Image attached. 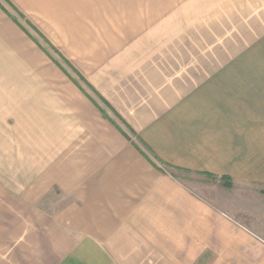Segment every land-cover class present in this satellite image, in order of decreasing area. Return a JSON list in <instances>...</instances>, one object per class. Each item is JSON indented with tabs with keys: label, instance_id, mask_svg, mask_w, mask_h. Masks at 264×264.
<instances>
[{
	"label": "crops",
	"instance_id": "crops-1",
	"mask_svg": "<svg viewBox=\"0 0 264 264\" xmlns=\"http://www.w3.org/2000/svg\"><path fill=\"white\" fill-rule=\"evenodd\" d=\"M51 1L0 0V43L11 9ZM183 1L156 31L149 14L136 21L139 37L83 72L87 86L57 64L69 80L57 92L21 83L18 111L1 101L20 131L4 130L5 154L19 141L4 158L0 264H264V150L251 141L264 147V0Z\"/></svg>",
	"mask_w": 264,
	"mask_h": 264
},
{
	"label": "rangeland",
	"instance_id": "rangeland-1",
	"mask_svg": "<svg viewBox=\"0 0 264 264\" xmlns=\"http://www.w3.org/2000/svg\"><path fill=\"white\" fill-rule=\"evenodd\" d=\"M104 1L102 0V2ZM113 1L107 0V2ZM170 1L174 3L172 6L169 5ZM92 2L95 0H53L49 4L37 6L50 7L49 9L36 8L35 10L36 5L32 4L26 5L31 10H25L22 13L18 10H10L13 18L17 20V24H22L28 35L22 32L16 23V25L12 23L11 26H6L5 30H9L13 41L0 43V199L3 197L4 191L2 181L3 168H5L4 158L6 156L8 159L18 158L16 145L19 141L12 139L13 147L5 154V150H3L4 130L10 127L15 134L20 131L19 113H10L11 116L9 113L4 114V103L1 101L11 97L13 111L16 109L18 111L21 83H28V89L35 88V85L38 84L44 93L57 92L55 91L58 88L56 85L69 82L68 77L66 78L60 73L57 64L70 71L71 79L87 86V82L83 79V72H89L91 68L98 66L99 60L106 59V63H108L111 60L108 57H114L118 52L117 46L121 45V43H117L118 40L139 37L140 33L133 34L132 32L133 25L137 24L136 21L143 20L149 14L151 16L150 29L156 31L165 19L175 13L173 8L179 5L180 0H124L123 2L126 4L122 10L120 7H113V10L104 11L100 10L98 5H89ZM132 3L133 5H130ZM108 6L111 8L110 5ZM14 44H17L20 50L16 49ZM62 56L65 59H62ZM239 62L237 64L239 66H259V59H253L251 62H244L241 59ZM73 65L80 70L81 76L69 68ZM251 77V84H255L253 87H260L257 82H253V79H259L260 75ZM230 105L234 111H237L238 108L242 109L240 103L236 102ZM256 105V112L252 110L255 121L252 123L253 131L261 130L260 124L256 123L255 118L257 120L260 118L259 109L263 105V101L257 99ZM235 115L241 114L235 113ZM16 126L18 127L16 128ZM28 129L35 130L36 123H28ZM251 141L253 149L264 150L259 137H253ZM2 202L0 201L1 216L6 210L5 204ZM13 206L15 207L13 210L19 209V204H13Z\"/></svg>",
	"mask_w": 264,
	"mask_h": 264
}]
</instances>
